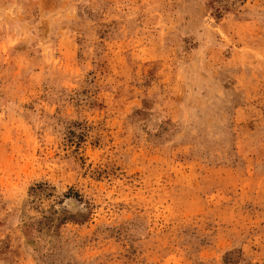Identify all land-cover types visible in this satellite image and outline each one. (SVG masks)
Masks as SVG:
<instances>
[{
  "label": "rangeland",
  "instance_id": "374dc122",
  "mask_svg": "<svg viewBox=\"0 0 264 264\" xmlns=\"http://www.w3.org/2000/svg\"><path fill=\"white\" fill-rule=\"evenodd\" d=\"M0 264H264V0H0Z\"/></svg>",
  "mask_w": 264,
  "mask_h": 264
}]
</instances>
